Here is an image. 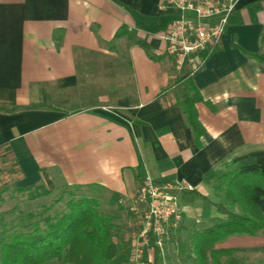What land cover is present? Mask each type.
<instances>
[{
  "label": "crops",
  "instance_id": "0c3cea01",
  "mask_svg": "<svg viewBox=\"0 0 264 264\" xmlns=\"http://www.w3.org/2000/svg\"><path fill=\"white\" fill-rule=\"evenodd\" d=\"M174 17L157 0H0L6 183L96 185L108 206L131 207L148 174L190 186L179 227L212 226L225 216L216 204L240 214L216 185L232 159L264 150V63L256 57L264 56V0H239L220 43L190 75L202 98L197 140L172 90L162 92L176 75L161 39ZM121 26L132 41L114 38ZM112 61L126 72L118 83Z\"/></svg>",
  "mask_w": 264,
  "mask_h": 264
},
{
  "label": "trees",
  "instance_id": "16d2710c",
  "mask_svg": "<svg viewBox=\"0 0 264 264\" xmlns=\"http://www.w3.org/2000/svg\"><path fill=\"white\" fill-rule=\"evenodd\" d=\"M124 36L129 41L133 40L131 34L121 26L114 38ZM260 42H264V31ZM136 43L145 46L140 41ZM256 57L264 63V56ZM175 73L173 81L162 92L172 90L175 103L197 140L203 128L197 119L195 104L202 98L188 71ZM256 174L264 182V150L243 154L226 165V171L218 178L219 184L216 187L222 189L230 205H238L240 214L227 212L220 204L215 205L225 214L224 218L188 235L191 252L187 257L193 264H243L241 258L234 255L241 249L217 245L233 236L253 237L264 232V185L254 179ZM2 178L0 176V203L3 201L2 193L7 190V180ZM57 189L60 190L58 196L44 208L48 211L60 201L63 194H67L69 199L65 204L66 209L52 214L42 213L32 224L20 229L13 227L5 237L0 238V264H46L50 261L62 264H130V242L139 227L131 226L130 229L122 212L132 215L131 207L119 203L109 207L104 201V206L109 207L108 211L105 210L98 200L99 196H93V193L99 194V187L96 185L48 189L38 183L26 188L12 187V191L24 195L30 201L49 196ZM136 216L138 217L137 214ZM27 217L31 219L35 215L29 212ZM128 229L131 235L127 233ZM181 229L184 227H178L176 233ZM173 242L171 234L166 254ZM185 246L180 244L178 252L181 253ZM127 252L128 258L123 262L119 261L118 255ZM160 259L159 251L154 247L151 259L146 264H159Z\"/></svg>",
  "mask_w": 264,
  "mask_h": 264
},
{
  "label": "built area",
  "instance_id": "2783aa9c",
  "mask_svg": "<svg viewBox=\"0 0 264 264\" xmlns=\"http://www.w3.org/2000/svg\"><path fill=\"white\" fill-rule=\"evenodd\" d=\"M239 0H157L158 9L175 12L174 19L161 35L163 54L172 61L176 72L199 71L220 43L229 16ZM185 182H157L144 175L131 210L139 217V229L130 242V264H146L148 251L156 247L163 260L170 235L178 229L184 207ZM149 259V260H148Z\"/></svg>",
  "mask_w": 264,
  "mask_h": 264
},
{
  "label": "rangeland",
  "instance_id": "374dc122",
  "mask_svg": "<svg viewBox=\"0 0 264 264\" xmlns=\"http://www.w3.org/2000/svg\"><path fill=\"white\" fill-rule=\"evenodd\" d=\"M112 72L111 80L112 82H119L125 78V70L122 64H116V62H111ZM6 168V167H5ZM5 168L1 172L2 179L5 180ZM258 182L264 185L263 179L259 174H256L254 177ZM219 184V183H218ZM7 190L2 193L3 201L0 203V238L5 237V234L9 233L13 227L20 229L22 226H27L30 223L32 224L36 219L42 216V213H54L57 211L65 210V204L69 199L67 194H63L60 201L57 202L50 208L48 211L45 210V206L49 205L59 194V189L55 190L53 194L49 196H41L35 200H27L22 194L15 193L12 191V186L9 183H6ZM50 188V186H49ZM99 196L98 200L103 205V208L108 211V208L104 206L105 193L99 190L98 193H93V196ZM127 205V204H126ZM125 206V205H124ZM132 206H136L134 201L131 203ZM127 207V206H125ZM33 213L34 218H28L27 213ZM132 214V213H131ZM125 212H122V217L126 222L127 226L131 229V226L139 225V217L136 216V213L130 216L126 215ZM123 221V220H122ZM204 229V227H184V229L179 230V232L173 233V244L170 245L168 253L165 255V260L159 261V264H193V262L187 257L191 250L189 246L188 235L193 233L196 230ZM6 230V231H5ZM129 235V229L127 230ZM180 244H185L184 250L180 253L177 250V247ZM217 247L223 248H239L241 251L236 252L234 255L240 257L243 261V264H264V232L259 233L254 237L249 236H233L225 240L224 242L217 245ZM129 253L119 254L118 260L124 261L125 258H128ZM223 260V259H222ZM46 264H62L56 261H50Z\"/></svg>",
  "mask_w": 264,
  "mask_h": 264
}]
</instances>
